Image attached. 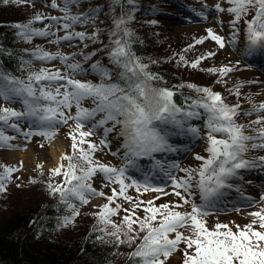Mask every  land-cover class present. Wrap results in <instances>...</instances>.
I'll list each match as a JSON object with an SVG mask.
<instances>
[{"label":"snow or ice","instance_id":"6c2138e0","mask_svg":"<svg viewBox=\"0 0 264 264\" xmlns=\"http://www.w3.org/2000/svg\"><path fill=\"white\" fill-rule=\"evenodd\" d=\"M9 3L10 0H0ZM17 3H27L30 0H15ZM77 0H63V16L48 14L54 23L44 27H34L33 21H43L46 15L37 11L26 22L16 21L19 29L16 35L26 41L34 36H52L54 43L64 41H85L84 47L76 52H55L37 45L35 48L24 49L29 57L21 56L20 67L27 68L24 77L0 65V98L7 103L0 105V146L27 147V144H13L14 136L4 130L11 128L21 133L24 139L31 140L39 134L44 140L51 139L58 132V125L69 120L76 121L68 135L72 138V152H64L59 162L49 170V175L62 173L63 179L45 184L51 195H58L57 206L64 205L71 210L69 215L57 218V227L72 222L79 215L77 203L87 204L96 195L105 197V202L96 205L99 209L94 213L97 222L102 223L103 232L115 238L120 244H135L127 253L128 264H167L169 257L183 244V264H264V203L254 209L252 217L243 226L237 224L233 230L227 224L217 223L208 227L204 217L215 207L217 201L227 189L236 188L242 191V184L234 183L242 179V170L252 167H264V155H253L254 151H264V101H250L252 107L241 109L240 101L227 102L222 93L214 91L210 86L194 82H181L171 87L161 86L164 77L149 70V64L134 51L132 44L133 30L127 22L133 19L126 14L122 0H112L108 5L112 13V27L108 28L109 44L101 43L99 47L88 50V42L94 43L100 39V28L93 32L76 30L75 24L96 23L94 17L101 11V5L89 6L84 11L73 13L70 5ZM120 4L121 12L115 13V5ZM229 7L224 9L218 2L215 8L234 14L230 21L233 31L230 39L225 40L212 27L206 29L208 36L224 47L225 43L236 46L239 40L240 28L237 22L243 20L245 26V52L264 50V0H228ZM51 6L61 8L57 0H51ZM135 11V9H132ZM250 12H254L247 18ZM205 16V12H200ZM155 23V21H152ZM61 24L63 35H59ZM206 39L199 37L200 41ZM108 49L106 53L103 51ZM0 51L8 55L12 49L0 47ZM106 54L115 69L109 68L99 59H92L96 53ZM215 53L208 51L189 61L183 55L180 60L185 64L198 67L205 56ZM77 55L84 60H76ZM60 59L64 67H44L32 69V60L41 62ZM169 59V57H165ZM90 62L92 72L98 73L99 82L91 79L78 78L89 69L84 67V61ZM239 64V61L236 62ZM208 71L220 74V77L233 71L230 64L211 66ZM218 77V80L219 78ZM249 81H239L233 85L232 91L239 97L240 88ZM185 86L197 93L181 95L184 103L175 98L178 89ZM92 100V107H85L83 101ZM19 101L20 108L12 107ZM75 106V111H72ZM256 113L254 120L239 122L238 116ZM99 114V116H98ZM98 116V118H97ZM193 118H203L208 147V155H195L202 161L197 167L188 166L180 169L179 162H168L167 176L173 187L171 191L180 199L168 200L162 204L154 203L158 197H152L147 202L142 198L129 195L127 189L136 187L141 191L142 182L131 178L128 182V169L137 167L140 157L153 160V168L161 167L163 161L155 158V154L174 152L177 146L170 137L176 133H190L199 136L200 126L192 123ZM17 121H27L28 127L21 128ZM85 124H90L86 130ZM103 126V135L99 143L90 137ZM252 128V132L245 128ZM116 133L119 147L113 153L119 156V166L106 162L95 155L101 146H107L112 151L113 141L110 133ZM42 146H43V142ZM188 150L189 146H184ZM67 159V163L64 161ZM0 172V191H6L5 184L14 171L12 166L3 165ZM177 169L185 173L174 175ZM43 171V169H41ZM102 174L106 181L118 184L111 193L94 186L93 178ZM144 174L143 190L147 191L151 181ZM35 181V177L32 178ZM161 195L165 183L151 184ZM198 196V199H197ZM120 197L132 202L130 208H124L119 202ZM254 198L249 197L251 201ZM139 200V203L133 202ZM264 200V194L261 196ZM190 206V207H189ZM143 208V214L139 209ZM187 210H181V209ZM124 209L125 215L117 222L113 215ZM132 209H135L133 211ZM254 225H258L254 226ZM111 226V231H108ZM224 229V230H221Z\"/></svg>","mask_w":264,"mask_h":264},{"label":"rangeland","instance_id":"374dc122","mask_svg":"<svg viewBox=\"0 0 264 264\" xmlns=\"http://www.w3.org/2000/svg\"><path fill=\"white\" fill-rule=\"evenodd\" d=\"M176 1L178 4H176ZM220 3L224 9L229 7L228 0H168L165 1L164 4H159V8L154 14L155 17H149V14L146 17L137 19L135 14H137V6H135V13L132 12L133 19L127 22V26L139 35L141 32L145 30H155L157 31V35L160 36L162 41L164 51L170 52V59L168 62L172 63L175 68L177 77L179 79V83L181 82H194L200 85L210 86L214 91H219L222 93L224 99L229 103H237L240 101L241 109H249L252 107L251 101L259 102L264 101V77L259 76V73L262 71L255 66V63H250L246 57L239 54L237 45H242L245 41V24L244 21L241 20L237 22V27L240 28L239 40L236 46H233L230 43H225L224 47H220L216 41H214L210 36H208L206 29L212 27L215 31H217L220 35L225 37V40H229V33L233 31L232 25L230 21L233 19L232 13L225 11H220L215 8L217 3ZM57 3L61 5V8H55L51 6V0H30L27 3H20V7L22 9L25 8V16L31 15L32 7L39 8L40 12L46 15V19L43 21H33L34 27H44L45 24L54 23L48 17V14L63 16L64 13L62 11L63 8V0H57ZM78 3L79 2H73ZM184 5V7H183ZM153 7V6H152ZM155 7V6H154ZM71 8V7H70ZM75 10V8L73 7ZM73 9L71 11L74 13ZM204 11L206 16H201L200 12ZM130 13V11H128ZM128 12H125L128 14ZM28 14V15H27ZM254 12H250L247 18H250ZM31 18V17H30ZM29 18V19H30ZM97 17H94V19ZM28 19V20H29ZM152 21H155L153 23ZM112 21H102L96 22L93 25L86 24H75L76 30H85L87 32H93L98 27L101 29L99 36L100 39L97 40V43L88 42V50H91L93 47H99L101 43L104 45L109 44L108 38V28L112 27ZM56 27L60 28L59 35H63V28L61 24H57ZM205 36L206 39L203 41L199 40V37ZM27 46L29 49L35 48L37 45L42 46L44 49L55 52L56 50H60L62 52H76L79 49L84 47L85 41H64L61 43H54L52 36H34L31 41H28ZM108 49H104L103 51L106 53ZM211 51L215 53L213 56H205L203 60L199 62L198 67H193L191 64H185L180 60V56L183 55L187 60L191 61L198 56L204 55L206 52ZM76 60L83 61L84 58L81 55H77L75 57ZM92 59H99L103 64L107 65L109 68H112L113 64H111L109 58L106 54L102 55L101 53H96ZM239 61V64L236 62ZM90 62L84 61V67L89 69V71L78 77L81 79H91L93 81L99 82L100 76L98 73L92 72L90 69ZM147 63V61H143ZM230 64L233 67V71L227 73L226 75L220 77L219 73L208 71L211 66H219L221 64ZM44 67H56L63 68V62L58 58H53L50 61L41 62L40 60L34 59L32 60V69L37 70L41 66ZM28 71V70H27ZM25 71V75L27 74ZM218 77L219 80H218ZM239 81H249L250 83H245L240 88L241 95L237 97L235 92L232 91L233 85H235ZM177 84V85H178ZM180 90V89H179ZM183 90H187V94H191L193 96L197 95L195 91L191 88L185 86ZM251 98V101L250 99ZM7 103L3 98H0V105ZM85 107H92L93 103L90 98H86L83 101ZM12 107L20 108L21 104L19 101L13 102L11 104ZM72 111H75V106H73ZM256 113H251L245 115L243 112L238 116V120L241 123H244L249 120L255 119ZM99 116V114H98ZM97 116V118H98ZM198 122L196 125L200 126V135L194 137L192 140V144L189 146V150L181 154V160H178L180 169L191 166L193 168L197 167L202 161H200L196 153H199L202 156L208 155L206 149L208 147L207 137L205 133L207 129L204 127V119L196 118ZM20 123L21 128H27V121H17ZM76 121L69 120L66 124L58 125V132L49 140H44L42 136L36 134L32 137L31 140H25L21 133L16 132L11 128H5L4 130L10 136L16 137V139L12 140L13 144H27V147H7L0 146V172H3V165L8 164L12 166L14 171L11 173V179L7 181L5 184L6 191H0V202H20V203H28L33 201L42 200L43 205H48L51 202L58 200V195L54 196L49 193V190L45 184V181L51 180L53 183L58 180L63 179L62 173L49 175V170L54 166H48L47 160L41 161V157L43 155V150L51 143V142H59L62 144V153L64 152H72V138L68 135L69 131L72 130V126H75ZM90 127V124H85V130ZM245 131L252 132V128H245ZM103 135V126L98 128L96 132L90 137L99 143L101 136ZM184 134H174L170 137L172 143L174 145H178L180 139H182ZM109 139L113 141L111 145L112 151H108L107 146H101V148L97 149L95 155L99 158L105 160L106 162H110L119 166L121 164V160L119 156L113 155L116 149L119 147L118 140H122V137L117 138L116 133H110ZM43 142V146L42 143ZM20 150L21 154H18L17 151ZM161 154V153H160ZM32 155V158L27 160L24 157ZM155 156L156 159L163 161L164 163L170 160L168 156H162L158 153ZM253 155H264V151H254ZM61 156V155H60ZM60 160V159H59ZM151 165L153 160L150 159ZM148 162V163H149ZM64 163H67V159H65ZM150 164V163H149ZM168 164V163H165ZM141 168V173L139 177L136 178L142 182L141 191L137 192L136 187L127 189L129 195L134 198L140 197L143 201L147 202L152 197H158L154 203L162 204L168 200H177L180 199L177 197L172 191L173 187L171 180L169 184L163 188V192L167 193L166 195H161L160 192L156 191L151 184H154L150 177L152 174V168ZM140 169V167H138ZM43 169V171L41 170ZM133 168L128 169V182H130L131 178H135L134 174L130 172ZM175 174L177 176H183L185 173L181 170H175ZM150 173L148 176L151 184L147 191L143 190V179L144 174ZM33 177H35V181H33ZM94 186L98 189H102L106 193H111V189L113 187H118V184H114L111 181H106L102 174H97L93 178ZM157 184V183H156ZM249 190H253L255 188L249 187ZM256 192V191H255ZM264 194V190L261 192V196ZM119 202L124 205V208H130V204L132 202L124 200L123 197L118 198ZM198 199V196H197ZM28 200V201H27ZM105 202V197L103 196H93L90 198L89 203L82 204L77 203L79 208V215H77L74 220L67 225H64L63 231L66 234H78L84 233L87 228L91 225H97L104 228L102 223L97 222V217L94 215L96 211L99 209L96 205H100ZM133 202L139 203V200H134ZM249 202V203H246ZM246 204L238 205V203L234 204L229 209H218L214 212H208V214L204 217L207 221L208 227H214L217 223L227 224L234 231L236 229V225L239 224L243 226L248 223L249 220L252 219L250 213L259 207L261 203H264V200L255 201L254 199L246 200ZM1 204V203H0ZM236 205V206H235ZM2 207V206H1ZM65 208L64 215H69L71 213L70 209ZM190 207V206H189ZM135 211V209H132ZM187 210V209H181ZM139 214H143V208L139 209ZM125 215L124 209H121L118 214L113 215V219L117 222ZM257 226L258 225H254ZM224 230V229H221ZM108 231H111V226H109ZM107 234V233H106ZM120 250L122 252L128 253L129 250L135 247V244L123 243L120 244ZM183 247L182 244L180 248L175 250L169 257H167V264H183ZM118 255V259H121L122 256Z\"/></svg>","mask_w":264,"mask_h":264},{"label":"trees","instance_id":"16d2710c","mask_svg":"<svg viewBox=\"0 0 264 264\" xmlns=\"http://www.w3.org/2000/svg\"><path fill=\"white\" fill-rule=\"evenodd\" d=\"M78 2V6V3L70 5L71 9L75 8L74 12L101 5V11L95 18L96 22L112 21V13L108 8L112 0ZM122 3L124 11H130L128 14L131 15L132 9L137 6L135 17L141 19L147 14L152 17L153 11L159 8L158 5L163 3V0H122ZM39 8L32 7L31 15L25 16V8L22 9L20 3L15 0H10L9 3L0 2V47L13 50L12 55L0 51V65L17 76L24 77L25 71L28 70L20 67L19 58L29 57L31 54L23 51L29 49L26 44L28 41L16 35L19 29L14 22H26L40 10ZM120 12L121 6L116 4L115 13L118 15ZM88 24L93 25L91 22ZM157 34L155 30H145L139 35L133 32L132 47L137 55L142 56L143 61H147L150 71L164 77V80L159 82L160 85L171 87L177 85L179 79L174 66L168 62L170 52L164 51ZM112 69H115V65ZM181 92L186 94L188 91L178 89L175 93L177 102L183 104L184 97ZM57 201L46 206L42 200H31L28 203L0 202V264H128L127 251L122 252L120 243L103 232L101 227L91 225L84 233L73 235L66 234L63 231L64 226L57 227V218L64 216L65 212L63 205L57 206ZM117 254L122 258L118 259Z\"/></svg>","mask_w":264,"mask_h":264},{"label":"bare ground","instance_id":"6f19581e","mask_svg":"<svg viewBox=\"0 0 264 264\" xmlns=\"http://www.w3.org/2000/svg\"><path fill=\"white\" fill-rule=\"evenodd\" d=\"M241 47H242L241 51L245 52L244 44L241 45ZM256 52H257L259 55L263 56L262 60H260V61L262 62V63L260 64V65H261L260 67H261V68H264V53H261V52L259 51V49H257ZM249 56L252 57V52H251V54H249ZM252 59H255V57H252ZM259 59H260V58H259ZM259 76L264 77V73H260ZM61 152H62V144L59 143V142H56V141L51 142V143H50V144H49V145L43 150V155H42V157H41V161H43V160H47V159H48V161H47L46 164H48V166H54V165H56V164L59 162ZM17 153H18V154H21L20 150H18ZM24 158H26L27 160H29V159L32 158V155H29V156L24 157ZM42 159H43V160H42ZM224 197H225V196L223 195V196L220 198L219 202H220L221 199L224 198ZM219 202H218V203H219Z\"/></svg>","mask_w":264,"mask_h":264}]
</instances>
